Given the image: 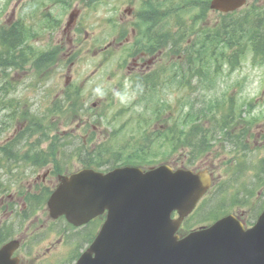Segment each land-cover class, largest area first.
I'll list each match as a JSON object with an SVG mask.
<instances>
[{
    "label": "water",
    "instance_id": "obj_1",
    "mask_svg": "<svg viewBox=\"0 0 264 264\" xmlns=\"http://www.w3.org/2000/svg\"><path fill=\"white\" fill-rule=\"evenodd\" d=\"M208 184L204 172H173L167 165L145 172L130 166L107 173L88 168L63 181L49 205L75 224L108 208L77 264H264V208L250 228L228 215L177 239L174 231ZM173 209L179 216L170 219ZM4 255L0 252V264H7Z\"/></svg>",
    "mask_w": 264,
    "mask_h": 264
},
{
    "label": "rangeland",
    "instance_id": "obj_2",
    "mask_svg": "<svg viewBox=\"0 0 264 264\" xmlns=\"http://www.w3.org/2000/svg\"><path fill=\"white\" fill-rule=\"evenodd\" d=\"M16 0H0V23H6L8 18V13L11 14V8L12 3ZM18 1V0H17ZM80 7L84 6L82 2L80 1L78 4ZM121 0H103L102 2L96 3L92 8L85 7V11L88 14L87 21L91 23L90 27L89 24L86 26L87 34L85 36H88L90 38L91 36V30H94L95 34H98L99 36L106 35L109 31L112 33L113 25H107L105 22L108 17H111L115 11L120 7ZM22 8V0H20L19 6L15 7V11L19 13ZM54 11H59L58 6H55ZM85 47V45H84ZM96 59L95 56L92 54L90 55H82L78 58V62L76 63V67H78V70L80 72L89 71L92 67L95 66L96 62L94 60ZM118 59L113 58L110 62H107L103 66V72L99 75L97 74V71L100 67V65L96 66V70L91 75H79L78 80H83L84 82L80 83L82 86V93H83V101L86 102V107L89 110L88 106L92 105V101H96L98 98H93V95L89 93V88L91 89V83L92 81H97L99 84H102L99 89H102L104 86L105 88L108 85V75L111 73V69L116 65ZM161 64H164V61H161ZM24 69V68H23ZM18 69V70H23ZM27 69V68H26ZM94 69V68H93ZM167 70H169V75L173 70V67L168 61L167 64ZM125 71V69H124ZM167 74V71H159V76L162 77V74ZM225 74V73H224ZM264 64L263 65H253L248 57L243 59L240 66L238 67L237 71H234L228 75H222L221 77H218V87L217 84L215 88L209 91V94H215L213 96L218 97L219 100L223 99H230L237 110H241V115L244 116H255L256 122L252 126L251 133L252 137L247 136L248 132L246 131L244 134L238 135L236 141L237 146H234L230 140H223V137L220 138L221 134L218 132V142L215 143L212 142V152L207 153L205 157H203L201 160H199V157H195L193 165H201L204 164V161L206 163L204 165L207 166H214L213 169H218V188L220 193L218 192V203H222L223 208H235L238 213H241V217L244 221L251 220L253 218L252 210H255L259 203L264 200V182L260 183V175L255 174L256 170L258 169L257 165H259V168H264V141L261 145L255 144L254 149L250 150V152L247 154L249 156V159L247 158L248 166H251V170L247 172H243L242 170H236L235 171V177H232V182L227 178L229 177L226 174V171L228 172V164L229 161H236L239 159V156H246L245 153H247V145L250 146L253 144V141H255L260 127L259 125L264 124V87L261 84V80L264 76ZM0 73V83L3 81L1 78ZM12 77L11 84L13 85V90L10 92H1L0 96V102L3 106L0 105V143H3L4 139L6 138H13L12 131L13 126H9L10 123H8L7 118H4L2 114H8L10 113L9 105H6L5 99L18 97L25 101V104L30 106L31 110L33 112H45V110L48 109L49 104L54 100L55 97H57L59 94H56L57 86H55V81L57 80V77L49 76L48 78H43L41 83L36 84L35 86L31 88H27V84L35 83L33 81V75L30 71H28V75H19L15 74ZM90 79L89 81H87ZM53 82V83H52ZM1 85V84H0ZM110 87L109 91V101L110 104L107 106V108H104V115L99 120H93L94 124H84L88 125L86 126V129L92 128L94 131H98V135H94L93 138H90L87 140V143L89 144L87 146H91L92 143H98L102 142L104 138L108 137L107 133L111 132L113 130H117L115 134L109 135L108 138H110L109 141H106V144H109L112 146H124L125 153L128 155V153L133 152L134 144V138L136 136L140 137L139 132H135L133 134V121H139L140 123L146 121L143 126L147 125L146 127H153V129L161 128L163 130H166L170 126V124L173 122L174 117L176 116L175 110L176 104H177V93H170L165 92L166 99L171 101L169 110L163 111L161 113L160 118L155 120L154 122H150L149 117L150 115L148 112H145L143 108V114L138 115L136 112H141V108L139 107H132L130 106V101L133 98L131 92H126L123 94L121 99L115 98L112 96V91ZM84 94H86V97H84ZM208 94V93H207ZM168 96V98H167ZM247 102H253L251 107L246 108ZM246 103V104H244ZM244 104V108H242ZM8 106V108H4V106ZM127 105L128 108L124 109V107ZM227 110V109H225ZM220 111H218L219 114ZM83 114H86L84 112ZM84 117V116H82ZM113 117V118H112ZM144 117H148L147 120H144ZM130 118V121L128 120ZM2 120H5V122ZM81 119L77 120V118L72 119L71 123H68L66 125L62 124L59 127L60 135L64 137V139L69 140V143L66 145L65 153L70 154V150L75 151V147H80L83 139V129L79 127L81 125L80 122ZM113 120V121H112ZM126 121H129L128 124ZM201 127H205L207 124L205 121H203ZM139 125V124H137ZM141 126V125H139ZM209 129L212 128L210 124H207ZM263 126V125H262ZM261 126V127H262ZM131 129V130H130ZM124 130V131H123ZM107 131V132H106ZM123 131V132H122ZM76 136V138H73L70 134L71 133ZM106 132V133H103ZM126 133L128 135H126ZM126 135V136H125ZM133 135V136H131ZM85 136V135H84ZM125 136V137H123ZM125 138H128L127 142L125 141ZM141 138V137H140ZM139 138V139H140ZM249 138V141L247 140ZM141 141L142 138L140 139ZM144 144H147L150 146V142L144 141ZM19 146L18 150L21 151L23 148L20 144H17ZM129 145V146H128ZM164 146H162V149L160 148H153L154 153L149 154L148 158L149 160H152V162H148V164H157L162 162L163 160H166L168 164L171 166L177 167L180 166L181 158L185 160V148H180L179 150L161 154V151L164 150ZM17 148V147H16ZM167 148V147H166ZM236 148V149H235ZM252 148V147H251ZM15 149V148H14ZM152 149V148H150ZM149 149V150H150ZM16 150V149H15ZM149 151V152H153ZM66 158V155H64V159ZM78 160V157L76 158ZM74 160L73 166L74 169L80 167V163ZM245 158L240 159V162L245 161ZM2 160L0 162L3 163ZM111 163V161H110ZM131 162H125L124 164H130ZM201 163V164H200ZM257 164V165H256ZM108 164L101 165L102 170L108 169ZM203 166V165H202ZM256 167V168H255ZM3 168H0V178L4 180H10V174ZM259 173V172H258ZM263 173V171H262ZM264 181V179H263ZM210 193L202 199L200 204H203L209 200ZM254 198V199H253ZM252 200V205L249 208V205L245 204L248 201ZM233 201H235L236 205L233 204ZM255 202V203H254ZM219 206V205H218ZM198 209H195L192 215L186 217V219L183 222L184 226H191L194 227L199 224H208L212 220H210L209 215H204L206 212L202 210V208L197 212ZM218 210H220L218 208ZM197 212V215H196ZM202 215V216H201ZM204 215V216H203ZM64 235V233H63ZM75 239V238H74ZM77 240V239H75ZM81 244H79V247ZM75 255L71 254L70 259L74 258ZM71 261V260H70ZM70 261H64L63 264H70Z\"/></svg>",
    "mask_w": 264,
    "mask_h": 264
},
{
    "label": "flooded vegetation",
    "instance_id": "obj_3",
    "mask_svg": "<svg viewBox=\"0 0 264 264\" xmlns=\"http://www.w3.org/2000/svg\"><path fill=\"white\" fill-rule=\"evenodd\" d=\"M149 1L156 2L157 0H127L126 7H131V9L130 11L126 12L125 7L123 9V13H121L120 11L118 12L116 16L118 19L116 20L117 24H120V26L122 27H125L126 25L130 26L131 32L133 31L132 33L134 34V32H136L134 29L136 25L140 26L142 22L151 23V20H148L146 18L142 19V17L145 16V14H142L144 12H142L141 10L135 12L134 7L131 6L132 3H134L135 6L141 8L142 6H145ZM187 1H194L195 3L191 5L184 4L179 7L184 10L189 8L195 10L206 8V4L204 3L205 0H200L199 3L196 0ZM252 7L253 5L246 3L241 7V9ZM65 15L62 13L58 18L61 24L64 21ZM81 23L83 22L77 19L74 25L71 26L68 30L62 31L63 33H61V30L59 32L57 31L58 33H55L53 41L49 42V40H46L43 42V51L41 54L42 65H44L45 71L54 72V68L60 63V71L56 73V76L65 77L64 87H61L60 89L62 93H67L74 90V87L71 86V82L73 79L71 76V71L73 70V65L78 58L80 42L85 39V37L81 35ZM124 38L126 40L123 39V44L131 42L129 41L128 37L125 36ZM189 40L190 38L187 39V41ZM152 49H155V47ZM124 50V60L127 59L125 61V67L129 75H139L149 73L150 71L154 70V68L152 67V63L154 62L156 54L149 56L147 50L133 51V49L130 48V46L128 47L127 45L125 47L123 46L122 52ZM97 52L98 51L96 50L93 51L94 54ZM62 59L63 62H61ZM128 59H130V62ZM52 61L54 63H50ZM48 63L50 64L47 65ZM62 69H64V71H62ZM26 73L27 72L25 70L13 69L11 74L13 76L15 74L26 75ZM261 134L262 133H259L258 137H260ZM51 181L52 174L50 173L49 169L46 170L44 172V175L40 177V180L38 181V187H31L29 189V199L26 205L27 209L23 211L17 230L11 229L9 236L8 232L5 229H0V241L6 242L13 238L18 240L19 245L12 254V256L16 255L18 257V264H48L51 262L55 254H62V251L68 249L71 245L62 244L60 245V247H58L60 239L58 237H54L53 241V236L48 234L47 224L49 222L47 218L45 189L48 183H50ZM17 199L18 198H16V200ZM5 210L9 211V214H12L14 212L13 209H9L8 205L1 204L0 225L2 223L1 221L4 218L2 215ZM93 231L94 229L88 232H82L79 235V238L85 239L89 237L93 233ZM30 244L32 246H30Z\"/></svg>",
    "mask_w": 264,
    "mask_h": 264
},
{
    "label": "trees",
    "instance_id": "obj_4",
    "mask_svg": "<svg viewBox=\"0 0 264 264\" xmlns=\"http://www.w3.org/2000/svg\"><path fill=\"white\" fill-rule=\"evenodd\" d=\"M223 26V25H222ZM16 29L14 32H8L5 28L0 29V38L8 40L10 43H18L21 39L23 40V37L21 36L23 34V27L21 25H17L15 27ZM219 41V40H218ZM215 43H209L205 47L201 48V52H199V55L196 59L203 60L205 63L211 62L212 60H218V66L221 61L227 60L231 65L233 61L227 56L228 53L226 52L225 45H222V47L218 48V52L214 49ZM219 45V43H218ZM9 57L4 56L3 60L5 62L9 61ZM15 61H17L15 59ZM18 62V61H17ZM233 67V66H232ZM225 124V123H224ZM184 130L181 129L177 134H174L173 141L174 143H181L184 141ZM166 139L163 140V142ZM146 150L143 149H136L134 150V153L132 155H129L130 158H136V159H144L146 155Z\"/></svg>",
    "mask_w": 264,
    "mask_h": 264
},
{
    "label": "bare ground",
    "instance_id": "obj_5",
    "mask_svg": "<svg viewBox=\"0 0 264 264\" xmlns=\"http://www.w3.org/2000/svg\"><path fill=\"white\" fill-rule=\"evenodd\" d=\"M34 128L35 129H41L42 128V124L38 120H35L34 121Z\"/></svg>",
    "mask_w": 264,
    "mask_h": 264
}]
</instances>
